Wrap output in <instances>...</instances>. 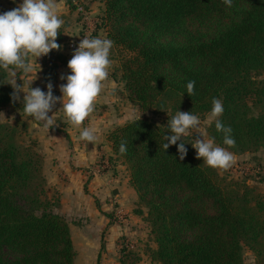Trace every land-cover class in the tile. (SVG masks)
<instances>
[{"label":"trees","instance_id":"trees-1","mask_svg":"<svg viewBox=\"0 0 264 264\" xmlns=\"http://www.w3.org/2000/svg\"><path fill=\"white\" fill-rule=\"evenodd\" d=\"M99 1L97 27L113 41L128 100L161 118L127 121L106 134L136 194L133 213L148 226L145 242L130 248L121 241L119 263H140L144 255L155 264H244L246 248L254 264H264V193L208 167L187 136L183 160L175 145L162 147L178 110L203 116L215 97L235 145L223 144L215 121L207 139L234 155L264 149V0H233L231 7L223 0ZM65 4L74 10L72 0ZM48 56L64 64L60 50ZM49 70L44 82L53 80ZM188 81H195L191 97ZM12 92L8 70H0V110L19 105ZM26 131L24 121L0 123V264H75L69 225L55 211L59 201L48 193L43 159L24 141Z\"/></svg>","mask_w":264,"mask_h":264},{"label":"clouds","instance_id":"clouds-1","mask_svg":"<svg viewBox=\"0 0 264 264\" xmlns=\"http://www.w3.org/2000/svg\"><path fill=\"white\" fill-rule=\"evenodd\" d=\"M223 3L231 7L233 0H223ZM62 24L54 0H21L17 7L0 12V70L17 69L24 74L30 73L32 67L28 62L29 56L39 58L46 56L50 51L62 48L56 42ZM112 47L113 41L108 38L81 39L68 61L69 74L60 78L66 81L59 85L61 96L53 94L51 82L46 84V91L39 87L33 88L30 84L28 91L24 92L23 85H17L14 80L10 83L13 88L11 100L21 102L24 113L41 122L45 129L55 126L53 115L50 116L49 113L57 103H60L61 108L58 111H63L71 126L79 127L94 111V102L108 77ZM194 87L195 81L187 82L186 93L190 97ZM21 92L24 93L22 101L19 95ZM223 111L222 102L214 97L208 119L215 121V129L223 133V144L232 147L235 145L233 130L219 119ZM167 128L168 131L163 137L164 151L175 145L179 159L183 160L187 154L184 137L191 131L202 137L193 139L195 143L191 144L198 159H202L204 164L214 169H227L231 166L233 154L225 147L216 146L213 139L203 138L200 120L192 111L178 110L168 120ZM79 138L88 144L95 142V129L85 127ZM119 151L122 154L126 152L125 142H121Z\"/></svg>","mask_w":264,"mask_h":264},{"label":"crops","instance_id":"crops-1","mask_svg":"<svg viewBox=\"0 0 264 264\" xmlns=\"http://www.w3.org/2000/svg\"><path fill=\"white\" fill-rule=\"evenodd\" d=\"M20 2L21 0H13V8ZM54 3L60 10L57 15L70 14L65 0H54ZM28 62L32 68L34 65L39 66L40 75L39 82L34 85L30 75L32 71L25 74L28 76L25 78V86L31 84L33 88L37 86L46 90L48 82L43 81L44 70L41 68V62L35 64L37 61L32 57ZM56 70L55 80L51 81L55 96V89L64 82L60 79L62 73H69L67 65H58ZM60 108L61 104L57 103L49 113L50 116L53 115L55 126L45 129L41 122L36 121L33 127L41 143L39 151L43 157V173L49 191L59 194L60 207L57 213L66 219L72 243L75 245L74 237L78 236L80 247L84 248V254L76 252L77 260L81 258L85 261V254L91 253L93 258L90 262L99 260V264H120L117 252L121 241L145 242L148 234L147 224L133 213L137 201L136 194L128 184V177L123 173L124 167L122 169L119 163L114 162L116 165L110 167L112 170L109 167L98 168L101 159L110 162L114 160L105 141V134L108 129L111 130L110 127L101 121H94V118L90 120V124L87 122L73 127L62 120L63 111H58ZM85 127L95 129V142L88 144L79 138ZM63 133L67 135L68 141L61 135ZM106 169L109 171L105 172ZM115 211L124 214L123 221L116 220ZM74 222L78 225L76 230L71 224Z\"/></svg>","mask_w":264,"mask_h":264},{"label":"rangeland","instance_id":"rangeland-1","mask_svg":"<svg viewBox=\"0 0 264 264\" xmlns=\"http://www.w3.org/2000/svg\"><path fill=\"white\" fill-rule=\"evenodd\" d=\"M12 2L13 0H0V12L13 9ZM72 6H75V8L74 10L70 11V14L67 13V14L58 15L63 21V24L58 31L60 34V45L62 46V48L60 49V52L64 59V64H62V66H60L61 64H59V62H55L57 66L59 65V67H63L64 65H67L68 61L71 59L72 53L74 52L68 49V43L72 41L75 42L85 37L106 38L104 31L101 28L97 27L99 24L98 15L100 14L101 9H102V4L100 3L99 0H74ZM56 10H57V14H59L60 10H58V7H56ZM85 35H89V36H85ZM30 57L34 58V60L37 61V63L35 64H38L41 62L42 70L45 71L46 69H50L49 71H46V73L48 74L47 76L48 80L51 78L55 80V75H56L57 70L54 69L55 63H53V61L50 62L51 57L48 56V54L46 56H41L39 58L29 56L28 60ZM109 58H110L111 64L108 69V77L103 83V88H102L100 95L97 97V99L94 102V111L90 114L89 118L85 119V122L84 121L82 122V124H86L87 122L88 124H90L92 119L94 118V121L98 120V121H101L102 123H106V125H108V127H110V129L112 130L116 126L122 125L123 123L127 121H131V120H135L139 118L146 117V118H149L151 120L158 122L161 119L159 116L153 115L151 112L144 113L142 111H139L128 100L127 93L124 90L123 83L120 80L119 74L115 70L116 62L115 60H113L111 53H110ZM39 69H40L39 66L37 67L34 65L32 68V73H30V75L32 76V83L34 85H36L39 82V75H40ZM13 72H15V75H13ZM68 74H69L68 72H64L62 73V76L66 77ZM20 77L22 78L20 79ZM27 77L28 76L27 75L25 76L23 72L21 74H18L17 70H8V83L10 84L14 80H16L17 85H21V84L23 85L22 91L24 92L28 91V87L25 86L26 84L25 78ZM34 78H36L37 80ZM65 82L66 81L62 83H65ZM31 87H33V85ZM54 93L56 94L57 97L61 96V93L59 91V86H58V89L57 88L55 89ZM19 95L22 101L24 93L21 92L19 93ZM18 104L19 105L16 106L15 108L5 107L2 110H0V123L12 125L17 120L26 122L27 131L23 134L24 136L23 138L25 139L24 141L25 142L29 140L33 141L36 144L34 149L41 155L39 151L41 143L39 142L37 138L36 132L33 130V127L35 123L37 122L23 115L20 109V105L22 103L18 101ZM208 114L209 113L203 116H198L200 120L201 134L203 135V138L205 140H208L206 136V129L213 122L212 120L208 119ZM62 120L67 121L64 113L62 116ZM38 126L40 125H37V127ZM58 126L62 128L64 127L62 125H58ZM111 130L108 129V132L106 134H108ZM106 134H105V138H106ZM61 135L63 136L65 140L67 141L69 140L65 133ZM187 137H189L192 140L193 144L195 143L193 139H197V138L202 139V137H198L195 133L191 131L189 132ZM105 161L107 162L108 160L101 159L99 161V166H98L99 169H103L101 165ZM114 162H116V164L119 163L122 166V169L124 167L125 171L123 173L126 175V177H128V172L126 170L125 165L121 164L117 160H113L111 162L108 161L109 169L111 166L114 167L116 165L114 164ZM109 169L108 170L106 169L105 172L109 171ZM216 170L223 177H226L228 179L230 178L236 181L245 182L247 185L256 187L257 189H259L261 192L264 193V149H260L257 152L251 153V154L249 153H245L241 155L233 154V160L229 168L227 169L216 168ZM47 188H48V185H47ZM48 191H49V188H48ZM48 193L50 196H54L58 199L59 207H60L59 194L54 191L53 192L49 191ZM57 209L55 210L56 213H57ZM114 215L116 217V220L118 221L124 220L123 213L121 216H118V212L115 211ZM62 217L64 218V216ZM138 218H141V217L138 216ZM71 224H73L72 225L73 227L75 226L74 229L76 230V226H78L77 223L74 222ZM75 230H74V233H75ZM74 238H75V245L73 244V247H74L75 252L77 251L79 253L83 252L84 254L85 252L82 251V249L84 248L80 247L81 241L78 239V236H75ZM128 243H129L128 245L130 246V248H133V246H135V242H128ZM242 254H243L244 264H254V256L249 250L244 248ZM117 255H119V251L117 252ZM92 258L93 257L91 253H88L87 255L85 254V258H84L85 261H83V259L81 258H78L77 260L75 257L74 262L75 264H99V260H97L96 262H90ZM141 259H142L141 262L140 263L138 262L136 264H155V263H151V261L144 255H142Z\"/></svg>","mask_w":264,"mask_h":264},{"label":"built area","instance_id":"built-area-1","mask_svg":"<svg viewBox=\"0 0 264 264\" xmlns=\"http://www.w3.org/2000/svg\"><path fill=\"white\" fill-rule=\"evenodd\" d=\"M74 2V0L72 1V3ZM85 36H89V35H85ZM88 38V37H87ZM80 40L81 39H79V40H77V41H75V42H70V43H68V49H70V50H72V51H74L75 50V48L78 46V44H79V42H80ZM101 167L102 168H107L108 167V161L106 162H103L102 163V165H101ZM118 212V216H121L122 215V213L120 212V211H117ZM127 243V242H126ZM125 243V244H126ZM129 244V243H128Z\"/></svg>","mask_w":264,"mask_h":264}]
</instances>
